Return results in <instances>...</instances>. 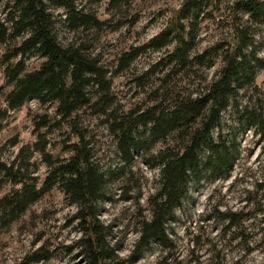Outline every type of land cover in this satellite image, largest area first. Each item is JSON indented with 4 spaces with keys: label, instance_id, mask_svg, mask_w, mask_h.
<instances>
[{
    "label": "trees",
    "instance_id": "16d2710c",
    "mask_svg": "<svg viewBox=\"0 0 264 264\" xmlns=\"http://www.w3.org/2000/svg\"><path fill=\"white\" fill-rule=\"evenodd\" d=\"M107 1L113 10L120 7L119 12L133 2ZM222 1L183 0L165 28L145 44L121 55L118 66L122 71L146 50L173 44L171 52L152 72L167 66H171L170 74L217 67L216 74L210 80L205 79L197 94H182L172 86L167 89L168 95L167 90L159 94L162 88H158L148 96V100L157 101L155 104L145 101L125 112L110 111L111 82L106 79L107 70L99 64L98 58L89 54L86 39L64 42L60 31L62 27L80 34L91 29L117 31L127 23L135 25L139 20L137 16L122 14L113 24L111 19L99 18L86 0H10L5 6L6 16L0 15V43L5 47L1 61L11 86L4 94L7 108L0 107V129L7 110H18L31 100L42 105L55 104L53 120L70 127L76 140L66 149L72 153L65 158H55L46 152L45 141L41 140L44 136L39 133L51 126L50 116H33L40 138L35 150L48 166L44 189L57 187L66 200L76 206L73 219L81 232L76 244L84 264H131L150 243L159 241L167 245V224L174 219L176 208L191 199L192 184L202 179L201 171L216 175L230 168L231 155L239 152L233 135L236 126L223 125L224 114L229 110L234 113L232 119L238 120L237 125L245 129L251 127L264 138V103H260V99L253 101L255 109L251 111L248 107L241 110L239 105L242 93L258 90L256 70L264 69V59L259 56L254 39L264 27V0H234L229 37L199 54H192L200 17L205 13L203 20L211 18L210 10L219 9ZM59 9L64 10V17L58 13ZM206 9H210L209 12ZM30 56L42 59L33 70L27 65ZM84 109L108 119L118 153L126 164L139 148L137 131L144 129L149 137L161 138L166 143L146 158L150 168L159 170V181L156 192L148 199L152 217L143 220L131 258L119 256L110 239L111 227L101 219V208L107 199L105 186L113 173L103 171L94 160L88 131L79 120V112ZM227 128L230 132L225 133ZM23 152L21 150L17 156L22 157L19 163L0 160V174L5 180L14 187L22 184L2 199L1 205L12 212L24 209L36 194L34 187L26 182L30 162ZM218 213L231 227L235 225L234 213ZM38 254H34L32 261L42 259L36 256Z\"/></svg>",
    "mask_w": 264,
    "mask_h": 264
},
{
    "label": "rangeland",
    "instance_id": "374dc122",
    "mask_svg": "<svg viewBox=\"0 0 264 264\" xmlns=\"http://www.w3.org/2000/svg\"><path fill=\"white\" fill-rule=\"evenodd\" d=\"M9 1L0 0L3 18ZM182 1L133 0L119 12L120 7L117 11L109 8L107 0H86L87 6L102 20L111 19L114 24L122 14L137 16L139 20L135 25L127 23L117 31L91 29L80 34L61 28L64 42L86 39L89 54L96 56L107 70L106 79L111 82L110 111L125 112L145 101L153 105L157 101L148 100V96L158 88H162L159 94L170 86L182 94H197L205 79L210 80L216 74L217 67L170 74L171 66H167L152 72L171 52L173 44L163 49H148L126 69L118 70L120 56L160 33ZM233 1L223 0L219 9L213 11L206 9L212 14L209 19L203 20L205 13L202 14L192 54H199L229 37L233 25ZM58 13L64 17V10L59 9ZM254 39L258 54L264 59V27ZM4 52L5 47L0 43L1 108H7L4 94L11 88L1 61ZM41 61V58L30 56L28 69L39 67ZM255 84L258 90L241 94V110L255 109L253 101L257 99L264 103V69L256 70ZM166 92L168 95V90ZM41 114H48L51 119V126L39 132L44 136L41 140L45 141L47 153L55 158L68 157L72 152L66 147L76 140L67 123L57 124L53 120V103L42 105L31 100L18 110H7L0 129V160L8 164L19 163L22 157L17 156L24 150L22 155L30 162L26 182L34 187L36 194L24 209L12 212L4 208L2 199L22 184L14 187L0 174V264H84L76 244L81 236L78 223L73 219L76 206L70 204L57 187L44 189L48 166L35 150L40 138L33 122V116ZM233 114L231 110L225 113L223 122V125L236 126L233 135L239 152L231 155L232 166L216 175L202 170V179L192 184L191 199L176 208L174 219L167 224V245L159 241L150 243L131 264H264V138L251 127L245 129L237 125L238 120L235 122L231 117ZM79 117L81 125L88 131L94 160L103 171L113 173L105 186L107 199L101 208V219L111 227L110 239L119 256L131 258L143 220L152 217L148 199L156 192L159 181V170L150 168L146 158L166 143L161 138L149 137L144 129L137 131L139 148L135 149L132 161L126 164L120 158L108 119L90 109L79 112ZM228 132V128L225 129V133ZM219 211L234 213L235 225L231 227L227 219L220 217ZM36 253L42 258L39 262L32 261Z\"/></svg>",
    "mask_w": 264,
    "mask_h": 264
}]
</instances>
